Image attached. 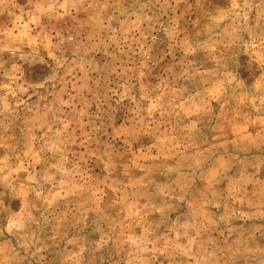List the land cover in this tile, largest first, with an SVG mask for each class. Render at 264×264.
<instances>
[{"label": "rangeland", "instance_id": "obj_1", "mask_svg": "<svg viewBox=\"0 0 264 264\" xmlns=\"http://www.w3.org/2000/svg\"><path fill=\"white\" fill-rule=\"evenodd\" d=\"M0 264H264V0H0Z\"/></svg>", "mask_w": 264, "mask_h": 264}]
</instances>
